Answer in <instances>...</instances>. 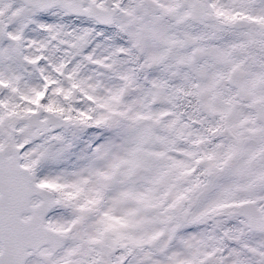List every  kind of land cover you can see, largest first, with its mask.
<instances>
[{
    "label": "snow or ice",
    "instance_id": "snow-or-ice-1",
    "mask_svg": "<svg viewBox=\"0 0 264 264\" xmlns=\"http://www.w3.org/2000/svg\"><path fill=\"white\" fill-rule=\"evenodd\" d=\"M0 264H264V0H0Z\"/></svg>",
    "mask_w": 264,
    "mask_h": 264
}]
</instances>
